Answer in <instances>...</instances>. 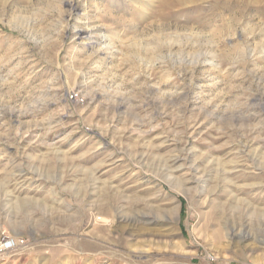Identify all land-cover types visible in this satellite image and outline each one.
<instances>
[{
	"label": "rangeland",
	"instance_id": "obj_1",
	"mask_svg": "<svg viewBox=\"0 0 264 264\" xmlns=\"http://www.w3.org/2000/svg\"><path fill=\"white\" fill-rule=\"evenodd\" d=\"M0 236V264H264V0H0Z\"/></svg>",
	"mask_w": 264,
	"mask_h": 264
},
{
	"label": "bare ground",
	"instance_id": "obj_2",
	"mask_svg": "<svg viewBox=\"0 0 264 264\" xmlns=\"http://www.w3.org/2000/svg\"><path fill=\"white\" fill-rule=\"evenodd\" d=\"M184 99H186V98H184ZM186 102H188V101H186ZM254 108V107H253ZM145 217V216H144ZM235 227L237 226L236 224L234 225ZM231 227L230 228V230H229V233H230V236H231V238L232 237H235V239H236V236L237 235H239V236H244L245 234H244V232H243V235H242V233L241 232H239V231H237L236 232V228L235 227ZM241 226H243V225H241ZM228 229H229V227H228ZM244 229V228H243ZM246 231V230H245ZM248 234V233H247ZM246 234V235H247ZM238 237V236H237ZM242 237H240V238H242ZM6 238H8V237H5V236H0V242H2V240H4V239H6ZM238 239V238H237ZM243 239V238H242ZM8 242H14L13 240H11L10 238H8V240H7ZM6 241V242H7ZM12 247V246H11ZM13 247H14V245H13ZM13 249V248H12ZM11 249H2V252L4 253V252H8V251H10Z\"/></svg>",
	"mask_w": 264,
	"mask_h": 264
},
{
	"label": "built area",
	"instance_id": "obj_3",
	"mask_svg": "<svg viewBox=\"0 0 264 264\" xmlns=\"http://www.w3.org/2000/svg\"><path fill=\"white\" fill-rule=\"evenodd\" d=\"M7 240H8V238H6V239L2 240V242H0V253L2 252V249H12L13 248L14 242H8Z\"/></svg>",
	"mask_w": 264,
	"mask_h": 264
}]
</instances>
